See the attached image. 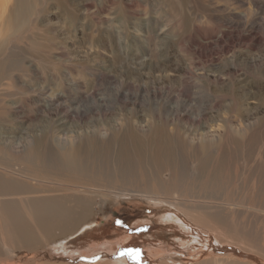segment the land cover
<instances>
[{"label": "rangeland", "instance_id": "rangeland-1", "mask_svg": "<svg viewBox=\"0 0 264 264\" xmlns=\"http://www.w3.org/2000/svg\"><path fill=\"white\" fill-rule=\"evenodd\" d=\"M26 1L0 40V158L25 175L35 126L108 147L90 165L92 182L45 179L98 191L77 234L94 248L70 259L41 243L53 258L23 264H264V0ZM205 121L207 163L192 153ZM162 124L175 140L171 166L150 158L142 168L132 149L118 157L112 134L143 140ZM185 128L189 143L175 137ZM120 189L131 192H108ZM97 228L113 233L101 240ZM3 244L0 230V264H9Z\"/></svg>", "mask_w": 264, "mask_h": 264}, {"label": "bare ground", "instance_id": "bare-ground-1", "mask_svg": "<svg viewBox=\"0 0 264 264\" xmlns=\"http://www.w3.org/2000/svg\"><path fill=\"white\" fill-rule=\"evenodd\" d=\"M64 1L66 2V0H57L58 7L64 6ZM30 6L28 1L25 2V0H0V40L4 38V35L7 33L5 24L8 25L11 18L18 19L19 15L25 12L27 8H30ZM6 8H8V13L5 12ZM11 65L14 66L13 64ZM1 66L3 67L4 65ZM186 89H188V87H186ZM236 96V94L232 95L235 101L236 99L234 98ZM244 98L246 100V96ZM57 124L63 125L62 122H58ZM206 125L207 122L205 121L200 126L198 130L199 132L201 131L199 134V146L195 148L196 150L193 148L192 153H195L198 149L199 153L202 155L203 162L205 161L207 163L208 160H206V157L209 158L210 148L208 145H211V142H209L211 140L208 141L209 136L208 133L205 132ZM36 128L37 126H35V129L31 130L32 136H27L29 139L27 140L28 147H24L23 153L26 156V166L29 169L20 168L19 172L25 175H19L15 170L10 168V163L8 161L0 158V230L4 242L2 245L4 246L2 255L9 257V264L28 263L25 260L32 258L38 261L42 256H45L46 259L39 260V262L52 259L53 256L51 258L50 252H45L47 249H39L37 247L40 246L41 243H47L46 246L55 244V246H57V251L59 250L58 252L66 258L74 257L81 254V252L83 253L82 255H88V253L82 251L81 247L89 250L94 248L92 245L83 246L85 240L79 239L77 234H79L81 229L83 230V228L91 223V220L88 222L92 207L91 198L93 195L95 197L98 191L96 189L86 190L83 186L68 185L64 182H51L45 179L47 177L65 176L68 181L71 179L73 181L84 180L92 182L94 171L91 170L90 165L98 163L99 159L105 156L103 153H105V149L108 145H106L102 153L99 143L96 140L97 137L95 139L92 138L95 136L82 139L81 134L79 135L77 130L72 138L67 137L63 139L60 138V133H54L53 131L49 132L46 126L45 130L44 127L40 126L39 133H36ZM176 128L177 127H175V129ZM94 129V126L89 128L91 134L94 133ZM59 130L61 129L59 128ZM178 130L174 131L179 132ZM183 130L184 131L180 133L181 136L178 135L179 133H175V137L181 138L185 143H189L191 141L189 139H192L193 136L195 137V133L192 134L190 128H185ZM68 131H70L69 128L61 132L66 134ZM134 132L128 131L127 134H122V136L127 135V139L125 140H123L121 135L112 134L111 141H120L119 158H124L127 155V151L132 149V152L135 154L134 160H137L142 168L153 164L150 158H152V160L154 158L158 161H165L169 166L173 164L172 155L174 153L172 148L175 140L172 139L173 135H169L166 125H153L150 134L143 140ZM74 138L75 141H71V139ZM15 144V141L12 142V145ZM18 144H20V142ZM179 149L183 156L191 152L189 151L190 147L183 144L182 141L180 142ZM178 160L179 164L183 163L181 158ZM127 162H131V160L128 159ZM24 170H29V172ZM52 184L57 188L50 189L49 186ZM108 192L114 197H122L124 194L130 193L131 191L124 192L123 189H120L116 190L115 193L111 191ZM129 195L155 199L161 201V203L166 200V198L148 194L132 193ZM93 231L98 232H95L96 234H94V236L96 237V235H98L99 239L113 233L112 231V233L107 234L105 228H97L93 229L92 232ZM75 235L77 236L74 239ZM123 239L124 241H129V238ZM91 240L94 242L96 241L95 238ZM14 242L16 244H14ZM6 244H14V246H17V249L10 250ZM18 246H30L34 249L33 252L35 253L26 250L20 253L15 252L18 250ZM96 246L100 247V244L97 242ZM110 246H105L103 249L107 250ZM56 253L57 252H55V254Z\"/></svg>", "mask_w": 264, "mask_h": 264}]
</instances>
